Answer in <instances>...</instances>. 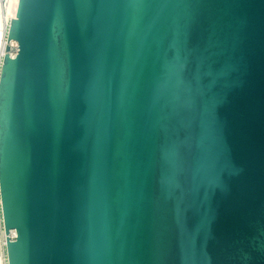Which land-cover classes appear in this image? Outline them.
I'll return each mask as SVG.
<instances>
[{
  "label": "water",
  "instance_id": "obj_1",
  "mask_svg": "<svg viewBox=\"0 0 264 264\" xmlns=\"http://www.w3.org/2000/svg\"><path fill=\"white\" fill-rule=\"evenodd\" d=\"M8 39V264H264V0H19Z\"/></svg>",
  "mask_w": 264,
  "mask_h": 264
},
{
  "label": "built area",
  "instance_id": "obj_2",
  "mask_svg": "<svg viewBox=\"0 0 264 264\" xmlns=\"http://www.w3.org/2000/svg\"><path fill=\"white\" fill-rule=\"evenodd\" d=\"M16 2V0H0V31L4 33V48L1 54V62H0V69L3 63L4 56L6 53H9V55L13 58H15L19 52V44L15 40L8 41V34H9V28L12 22V19H14L12 16L9 15V8L11 7L12 3ZM19 5V0H18ZM0 211H1V198H0ZM7 236L11 240H15L17 233L16 230H11L10 233L7 235L5 233L3 220L1 219L0 222V246L1 250L3 249L6 253V245H7Z\"/></svg>",
  "mask_w": 264,
  "mask_h": 264
},
{
  "label": "bare ground",
  "instance_id": "obj_3",
  "mask_svg": "<svg viewBox=\"0 0 264 264\" xmlns=\"http://www.w3.org/2000/svg\"><path fill=\"white\" fill-rule=\"evenodd\" d=\"M17 11H18V0L12 3L11 7L9 8V15L15 18L17 15ZM3 48H4V33L0 31V62H1V54ZM0 222H1V214H0ZM0 264H8L7 255L3 249L0 251Z\"/></svg>",
  "mask_w": 264,
  "mask_h": 264
},
{
  "label": "rangeland",
  "instance_id": "obj_4",
  "mask_svg": "<svg viewBox=\"0 0 264 264\" xmlns=\"http://www.w3.org/2000/svg\"><path fill=\"white\" fill-rule=\"evenodd\" d=\"M0 214H1V211H0Z\"/></svg>",
  "mask_w": 264,
  "mask_h": 264
}]
</instances>
